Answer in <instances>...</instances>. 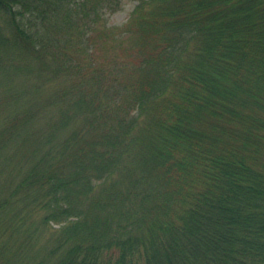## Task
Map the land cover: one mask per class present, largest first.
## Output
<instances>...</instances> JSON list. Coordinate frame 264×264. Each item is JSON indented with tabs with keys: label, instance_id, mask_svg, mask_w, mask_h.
<instances>
[{
	"label": "trees",
	"instance_id": "16d2710c",
	"mask_svg": "<svg viewBox=\"0 0 264 264\" xmlns=\"http://www.w3.org/2000/svg\"><path fill=\"white\" fill-rule=\"evenodd\" d=\"M0 264H264V0H0Z\"/></svg>",
	"mask_w": 264,
	"mask_h": 264
},
{
	"label": "rangeland",
	"instance_id": "374dc122",
	"mask_svg": "<svg viewBox=\"0 0 264 264\" xmlns=\"http://www.w3.org/2000/svg\"><path fill=\"white\" fill-rule=\"evenodd\" d=\"M134 6H135V2L126 1L118 12L108 17L107 24L109 26H117V27L123 25L127 20V18L129 17Z\"/></svg>",
	"mask_w": 264,
	"mask_h": 264
}]
</instances>
